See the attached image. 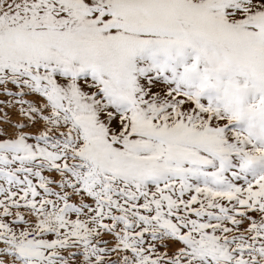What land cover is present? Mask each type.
Returning <instances> with one entry per match:
<instances>
[{
    "label": "snow or ice",
    "instance_id": "obj_1",
    "mask_svg": "<svg viewBox=\"0 0 264 264\" xmlns=\"http://www.w3.org/2000/svg\"><path fill=\"white\" fill-rule=\"evenodd\" d=\"M0 264H264V0H0Z\"/></svg>",
    "mask_w": 264,
    "mask_h": 264
}]
</instances>
